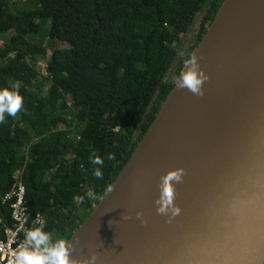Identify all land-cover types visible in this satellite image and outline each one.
<instances>
[{
	"label": "trees",
	"instance_id": "1",
	"mask_svg": "<svg viewBox=\"0 0 264 264\" xmlns=\"http://www.w3.org/2000/svg\"><path fill=\"white\" fill-rule=\"evenodd\" d=\"M26 1L0 0V87L19 81L23 96L22 109L0 121V216L11 224L1 197L23 168L30 211L67 241L130 159L224 0ZM93 153L102 164H89ZM85 192L92 198L74 203Z\"/></svg>",
	"mask_w": 264,
	"mask_h": 264
},
{
	"label": "water",
	"instance_id": "2",
	"mask_svg": "<svg viewBox=\"0 0 264 264\" xmlns=\"http://www.w3.org/2000/svg\"><path fill=\"white\" fill-rule=\"evenodd\" d=\"M193 65L202 94L178 78L66 241L74 264H264V0H224L183 72Z\"/></svg>",
	"mask_w": 264,
	"mask_h": 264
},
{
	"label": "clouds",
	"instance_id": "3",
	"mask_svg": "<svg viewBox=\"0 0 264 264\" xmlns=\"http://www.w3.org/2000/svg\"><path fill=\"white\" fill-rule=\"evenodd\" d=\"M182 88H186L193 94H202V84L207 75L198 69L195 65L187 71L179 74ZM21 84L19 81L10 82L0 87V121L5 116L14 117L22 109L23 96L20 93ZM90 165H100L103 163L102 158L95 153L88 157ZM92 175L102 178V170L99 168L92 169ZM182 175L181 169L171 170L163 178V196L168 203L172 198L170 181L179 180ZM87 196L92 198L91 192H85L83 196L73 197L74 203H79ZM37 226L30 228L24 233V240L17 245L14 252L8 260V264H74L70 257V249L67 246L66 239L53 238L50 231H45L46 221L38 220ZM94 259V257L92 258Z\"/></svg>",
	"mask_w": 264,
	"mask_h": 264
},
{
	"label": "built area",
	"instance_id": "4",
	"mask_svg": "<svg viewBox=\"0 0 264 264\" xmlns=\"http://www.w3.org/2000/svg\"><path fill=\"white\" fill-rule=\"evenodd\" d=\"M22 173L23 168L15 174L16 180L11 189L1 197L2 205L8 208L11 224H7L0 216V264H8L17 245L24 240L25 231L37 226L38 220L46 221V215L30 211ZM44 230L47 231V222Z\"/></svg>",
	"mask_w": 264,
	"mask_h": 264
},
{
	"label": "rangeland",
	"instance_id": "5",
	"mask_svg": "<svg viewBox=\"0 0 264 264\" xmlns=\"http://www.w3.org/2000/svg\"><path fill=\"white\" fill-rule=\"evenodd\" d=\"M15 1H19V0H15ZM21 2H22V3H26L27 1H26V0H21ZM27 4H29V3H27ZM47 22H48V24H45V25L43 26V29H45V28L47 27V25L50 26L51 21L48 20ZM48 28H49V27L46 28V31H45V30L42 31L40 37H42L43 35H44V36L47 35L46 32H47V29H48ZM47 40H48V39H47ZM2 41H3V39H2V37H0V42H2ZM53 45H54V48H68V47H69V45H68L66 42L61 41V40H53ZM49 54H50V53H49ZM47 60H48V56H46V57H44V58H42V59H39V63L37 64L36 68L39 69V70H41V71L43 72V70H44V66H45V63H46ZM45 89H46V88H45ZM19 171H20V170H19ZM16 174H18V173H16ZM91 193H92V192H91Z\"/></svg>",
	"mask_w": 264,
	"mask_h": 264
},
{
	"label": "bare ground",
	"instance_id": "6",
	"mask_svg": "<svg viewBox=\"0 0 264 264\" xmlns=\"http://www.w3.org/2000/svg\"><path fill=\"white\" fill-rule=\"evenodd\" d=\"M182 138L194 140V132L190 130V128H187L183 133H182ZM152 180H156V178L152 177Z\"/></svg>",
	"mask_w": 264,
	"mask_h": 264
}]
</instances>
